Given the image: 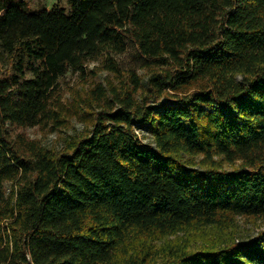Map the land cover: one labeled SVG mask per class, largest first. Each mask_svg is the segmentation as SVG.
Segmentation results:
<instances>
[{"label": "trees", "instance_id": "16d2710c", "mask_svg": "<svg viewBox=\"0 0 264 264\" xmlns=\"http://www.w3.org/2000/svg\"><path fill=\"white\" fill-rule=\"evenodd\" d=\"M0 13V264H264V231L231 236L264 220V0ZM128 43L144 76L117 59ZM99 61L117 83L67 107V74ZM80 115L60 151L10 130Z\"/></svg>", "mask_w": 264, "mask_h": 264}, {"label": "rangeland", "instance_id": "374dc122", "mask_svg": "<svg viewBox=\"0 0 264 264\" xmlns=\"http://www.w3.org/2000/svg\"><path fill=\"white\" fill-rule=\"evenodd\" d=\"M8 5L20 6L27 13H36L41 10H55L63 9L66 13L70 12V0H0V8ZM2 13H0L1 15ZM119 63L125 71L134 70L137 71L139 76H144L145 70L142 69L143 62L141 61L135 46L132 43H128L127 52L118 58ZM103 63L92 62L86 67L84 75L80 73L69 72L65 78L62 93L64 94L65 105L74 103V96H83L85 90H90L95 85H102L106 88L108 83H117L114 76L103 68ZM8 71L5 63H0V74H4ZM88 128V124L84 121L83 115L68 119V124L65 127L53 130L51 127L47 129L36 128H16L11 127L10 130L14 134L24 135L31 141H38L43 147L48 150L60 151L62 150L65 141L70 137L84 133ZM137 135L143 142H150L151 136L144 129H137ZM199 160V159H198ZM234 166L228 164L224 165V169L228 172L233 170ZM11 184H6L7 194L11 193ZM264 231V220L253 221L251 219L239 218L237 219V227L233 230L232 237L237 236L240 241H253L258 234ZM182 237V236H181ZM184 237V236H183ZM205 239V238H204ZM201 239L197 241L191 237H184L183 245L191 250H194L197 246L203 242L209 243L208 240ZM178 237H172L170 241L178 242ZM164 242L157 245L159 248Z\"/></svg>", "mask_w": 264, "mask_h": 264}]
</instances>
